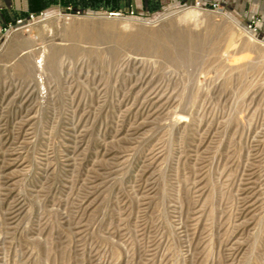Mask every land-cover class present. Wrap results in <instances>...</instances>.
Here are the masks:
<instances>
[{
	"label": "rangeland",
	"instance_id": "rangeland-1",
	"mask_svg": "<svg viewBox=\"0 0 264 264\" xmlns=\"http://www.w3.org/2000/svg\"><path fill=\"white\" fill-rule=\"evenodd\" d=\"M186 6L0 0V264H264V39Z\"/></svg>",
	"mask_w": 264,
	"mask_h": 264
},
{
	"label": "crops",
	"instance_id": "crops-1",
	"mask_svg": "<svg viewBox=\"0 0 264 264\" xmlns=\"http://www.w3.org/2000/svg\"><path fill=\"white\" fill-rule=\"evenodd\" d=\"M195 0H114V7L130 9L140 15L160 16L171 9L191 4ZM205 4L207 0H198ZM221 11L227 12L231 18L245 25L249 20L258 18L257 34L264 39V0H219ZM0 16V26L4 25Z\"/></svg>",
	"mask_w": 264,
	"mask_h": 264
},
{
	"label": "built area",
	"instance_id": "built-area-1",
	"mask_svg": "<svg viewBox=\"0 0 264 264\" xmlns=\"http://www.w3.org/2000/svg\"><path fill=\"white\" fill-rule=\"evenodd\" d=\"M191 5L195 6V7H198V8H201L203 10H210L212 12H218V11L220 12L221 11L220 6H219V0H207V2L205 4H202V3H200V1L195 0ZM186 7H188V6H186ZM130 13H132V11H130ZM109 14L119 15L120 16V15H122V12L121 11H113V12H109ZM34 20H35V15L33 13H28L25 16V18L18 17L15 20V27L16 26H20L21 27L24 24H26V22H31V21H34ZM258 21H259V19L257 17L249 20L245 24L246 30L248 32L252 33V34H254V33L256 34L257 30H258V27H257V22ZM1 30H2V28L0 27V32H1Z\"/></svg>",
	"mask_w": 264,
	"mask_h": 264
},
{
	"label": "bare ground",
	"instance_id": "bare-ground-1",
	"mask_svg": "<svg viewBox=\"0 0 264 264\" xmlns=\"http://www.w3.org/2000/svg\"><path fill=\"white\" fill-rule=\"evenodd\" d=\"M200 9L201 8H198V7H195V6L194 7L193 6H188V7L184 8L183 10H180V11L176 12L175 15H180V16H183V17L197 18L200 15L206 16L209 13L208 11L206 12V11H203V10H200ZM218 15H221V14H218ZM224 16L228 19V21L230 19L233 20L230 16H226L225 14H224ZM233 22H234V20H233ZM235 25L239 26L237 23ZM243 31H244L245 34H247L248 37H251V38L257 40L246 29H244ZM240 46H241L242 49H245V44L242 43V45H240Z\"/></svg>",
	"mask_w": 264,
	"mask_h": 264
}]
</instances>
